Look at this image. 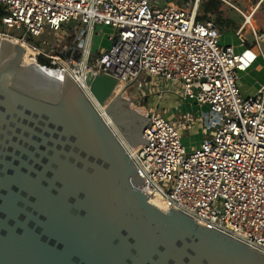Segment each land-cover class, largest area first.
Returning <instances> with one entry per match:
<instances>
[{
	"label": "water",
	"instance_id": "95a60500",
	"mask_svg": "<svg viewBox=\"0 0 264 264\" xmlns=\"http://www.w3.org/2000/svg\"><path fill=\"white\" fill-rule=\"evenodd\" d=\"M24 56L1 41L0 264H264L263 253L150 203L103 118L135 152L147 145L123 81L87 75L102 115L69 75L59 81Z\"/></svg>",
	"mask_w": 264,
	"mask_h": 264
},
{
	"label": "built area",
	"instance_id": "2783aa9c",
	"mask_svg": "<svg viewBox=\"0 0 264 264\" xmlns=\"http://www.w3.org/2000/svg\"><path fill=\"white\" fill-rule=\"evenodd\" d=\"M200 2L159 9L156 0H0V43L16 39L36 53L38 63L48 60L39 63L43 67L67 71L57 79L69 75L100 114L104 109L86 84L89 73L121 80L127 94L136 88L140 97L148 78L161 100L172 93L160 91L161 80L182 88L181 102L200 113L185 114L175 126L143 107L148 143L137 152L105 121L134 162L143 191L264 254V85L248 98L239 85V74L264 60V53L247 42L243 29L237 33L242 50L222 45L217 24L197 20ZM99 27L111 29V45L93 53ZM66 29L74 34L61 51L46 40L35 42L47 31ZM14 30L24 35H11ZM254 35L258 40L256 30ZM195 119L214 135L188 152L180 131L190 130Z\"/></svg>",
	"mask_w": 264,
	"mask_h": 264
},
{
	"label": "rangeland",
	"instance_id": "374dc122",
	"mask_svg": "<svg viewBox=\"0 0 264 264\" xmlns=\"http://www.w3.org/2000/svg\"><path fill=\"white\" fill-rule=\"evenodd\" d=\"M171 0H156V5L159 7V9H166L170 6H172L173 2H169ZM195 0H193L194 2ZM208 0H201L200 4L203 2H206ZM222 2V5L220 7V17L223 19V24H217V26L220 29L221 35V44L222 45H233L238 51L242 50V47H239V40L237 37V33L242 30V35L244 38H246L247 42L253 43L256 46L260 45L261 49L264 53V33H261V28L258 25L257 22V14L258 16L262 17L264 22V1L263 0H220ZM187 2L180 3L179 6L186 7ZM262 3L259 7V4ZM256 7H258L256 9ZM256 9V10H255ZM201 11V10H200ZM256 12V15L252 18L254 28L251 26L249 27V24H247L248 21H246L245 16L250 17L253 15V13ZM217 16H212V20H216ZM251 18V17H250ZM227 21L233 22L236 27H231L228 24H226ZM215 22V21H214ZM262 22V23H263ZM254 30L257 31L258 40L256 39L254 35ZM0 31H2V27L0 26ZM97 34L93 37L92 42V52L97 53L99 50L102 49H108L111 45L110 41L108 40L109 35H111L112 31L110 28L106 27H99L96 31ZM11 35L16 37H22L24 33L22 31L14 30L10 32ZM72 29H66L59 33L53 34L49 31H47L44 36L36 40L38 41H44L46 40L49 42V45H53L57 50L61 51L62 47L66 44H71L72 36H73ZM40 46L44 47L46 50L49 48V46H45L42 44H39ZM250 74L252 77L255 78L258 82H252L250 84V87L254 88L259 86V83H264V60L262 57L259 58L257 64L250 70ZM149 77V76H148ZM258 78V79H257ZM160 85V91L167 90L170 88L171 92L170 94H167L166 98L161 100L158 98L154 90V84L151 81H148L146 86L143 89V93L145 94L144 97L142 94L137 92L136 88H131L128 92V96L133 100V102L137 101L138 107L143 108L146 107L147 109H150L151 111H155L161 115L166 121L173 123V125H177L179 121H181V117H179L176 114H173V108L178 107V105H182V113H192L195 115H198L200 113V109L198 107H190L189 103L181 102L180 94L182 92V88L176 87L172 85L171 83H168L167 81L161 80ZM139 96V97H138ZM253 94L246 96L252 97ZM186 105V106H185ZM188 106V107H187ZM205 108L204 110H206ZM177 112V111H176ZM178 119L179 121H174V119ZM212 133L214 135V132H210L207 129L203 127V121L202 119H195L192 123L190 130H184L180 131L181 140L183 146L187 149L188 152H191L195 150V143L199 141V139H204L205 137L209 136ZM168 184H165L167 186Z\"/></svg>",
	"mask_w": 264,
	"mask_h": 264
},
{
	"label": "bare ground",
	"instance_id": "6f19581e",
	"mask_svg": "<svg viewBox=\"0 0 264 264\" xmlns=\"http://www.w3.org/2000/svg\"><path fill=\"white\" fill-rule=\"evenodd\" d=\"M258 7H256L257 9ZM255 9V10H256ZM247 24H249V27L251 26L252 28H254V24H253V20L252 18L248 17V22ZM13 43H17V44H20V42L16 39H12L11 40ZM25 49V56H24V62L23 64L25 66L27 65H37L39 64L38 61L35 59L34 56H36V53L30 48L28 47L27 45H22ZM43 67V65H41ZM52 77L54 78H62L64 76V73L67 72V71H59V70H56V69H53V68H47V67H43ZM123 89L125 91V85L123 83ZM126 92V91H125ZM140 110V113L143 114L144 112V109L143 108H139ZM105 113L103 112L102 115H104ZM104 119L107 118L108 121L114 126L115 128V124L114 122L112 121V119L109 117V116H105L103 117ZM116 130V128H115ZM118 131V130H117ZM120 134V133H119ZM132 148V147H131ZM149 201L152 205H154L155 207H157L158 209H160L161 211L163 212H167L169 211V209L167 208L166 204H165V201L163 200V198L158 195V194H150L149 196Z\"/></svg>",
	"mask_w": 264,
	"mask_h": 264
},
{
	"label": "crops",
	"instance_id": "0c3cea01",
	"mask_svg": "<svg viewBox=\"0 0 264 264\" xmlns=\"http://www.w3.org/2000/svg\"><path fill=\"white\" fill-rule=\"evenodd\" d=\"M173 1H174V3L172 4V6H177V7H180V8H184V7L179 6V4L183 3V2H187L188 3L189 1H193V0H173ZM173 1L171 0L169 2H173ZM187 3H186V5H187ZM261 4L262 3L259 4V7H260ZM254 15H256V12L253 13V17H254ZM35 42H36V40H35ZM252 82L254 83V82H258V81L255 80V78L251 76L250 71L242 72V73L239 74V85H240V88H241V93L243 94L244 97L249 96L251 94L255 95L258 92V90L264 85V83L263 84L259 83V86L251 88L250 84H252ZM192 108H194V107H192ZM181 110H182V105H178V107L173 108L172 113L176 114L179 117H181L182 119H184V116L187 113H182ZM188 113H190V112H188ZM175 120L179 121L176 118L174 119V121ZM202 141H203L202 139H199V141L197 143H195V148L200 147Z\"/></svg>",
	"mask_w": 264,
	"mask_h": 264
},
{
	"label": "trees",
	"instance_id": "16d2710c",
	"mask_svg": "<svg viewBox=\"0 0 264 264\" xmlns=\"http://www.w3.org/2000/svg\"><path fill=\"white\" fill-rule=\"evenodd\" d=\"M222 5V2L220 0H208L206 2H203L200 4V9H199V15L197 17L198 21H205V20H212V16H217L215 23L217 22L218 24H223L224 21L220 17V7ZM201 10V11H200ZM257 22L258 25L261 28V33H264V22L262 17L258 16L257 14ZM263 22V23H262ZM226 24H228L231 27H236V25L233 22L227 21ZM39 63L40 64H46L48 63V60L41 57L39 58Z\"/></svg>",
	"mask_w": 264,
	"mask_h": 264
}]
</instances>
